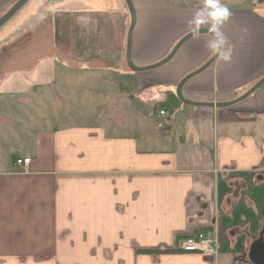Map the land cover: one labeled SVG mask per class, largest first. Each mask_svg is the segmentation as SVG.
I'll return each mask as SVG.
<instances>
[{
	"label": "crops",
	"instance_id": "obj_1",
	"mask_svg": "<svg viewBox=\"0 0 264 264\" xmlns=\"http://www.w3.org/2000/svg\"><path fill=\"white\" fill-rule=\"evenodd\" d=\"M121 3H60L57 20L46 12L29 29L44 59L7 63L8 46L0 52V81L6 64L29 63L36 84L30 95L8 98L0 83V135L8 131L21 145L0 168V264H252L250 245L264 238V83L224 108L181 102L178 83L214 56L210 36H193L163 65L132 72L125 61L130 17ZM131 3L138 68L165 59L203 6ZM222 3L231 12L221 28L231 61L217 57L190 78L181 90L187 101L229 102L264 77V0ZM70 9L121 19L117 27L105 21L86 29L70 22ZM39 64L49 65L43 87L34 79ZM24 158L28 165L15 164ZM201 232L215 240V254L141 252L179 249L177 236Z\"/></svg>",
	"mask_w": 264,
	"mask_h": 264
},
{
	"label": "rangeland",
	"instance_id": "obj_2",
	"mask_svg": "<svg viewBox=\"0 0 264 264\" xmlns=\"http://www.w3.org/2000/svg\"><path fill=\"white\" fill-rule=\"evenodd\" d=\"M18 1V0H17ZM16 0H0V17L2 15H4L16 2ZM86 0H50L49 2H47V0H29L11 19H9L5 24H3L0 27V52L2 51L3 46H8L7 51L6 52V62H10V60H14V59H18L21 60L19 58H25L23 59V62H26V58H30L32 56L36 57V56H41L42 59L46 58V50L43 46L38 47V49H36V46H33L34 48H32V44L31 42L34 41L33 39L37 38L35 36H37V33H30V27L34 24V22L36 20H38L41 16L43 17L44 14L46 12H48L53 20H57L58 17L55 15L57 12V9L55 6H57L60 3H66V5L68 6L69 4H79V5H84V2ZM88 1V0H87ZM122 1V5L123 7L125 6V8L128 11V8L125 4V2L123 0ZM92 3V2H91ZM97 4V2H96ZM45 5V6H44ZM46 5H51L49 7V10L46 11L45 7H47ZM97 6V5H96ZM99 6V5H98ZM8 8L7 11L5 13H1L3 8ZM55 10H52L51 8H54ZM70 7H73V5H71ZM68 6V8H70ZM82 8V7H81ZM54 11V12H53ZM51 12H53L51 14ZM77 12H79L80 15H77ZM81 12V13H80ZM66 13H68V16L70 17V22L72 24H77L80 26H86V29H89L87 26H94L96 23H104L105 21H112L111 24H113L114 26L117 27V21L119 19H121L120 15H109L106 14L105 12L103 13V11L99 12L97 10L92 11V10H88V9H84V10H77L74 11L73 10H68L66 11ZM86 13H89L88 15H85ZM129 14V11H128ZM49 16V15H48ZM54 16V17H53ZM65 17V16H64ZM63 17V18H64ZM130 17V14H129ZM61 18V17H60ZM59 18V19H60ZM79 19V20H78ZM116 19V21H115ZM107 23V22H106ZM115 23V24H114ZM88 24V25H87ZM119 24V21H118ZM119 26V25H118ZM116 29V28H115ZM80 30L81 27H80ZM31 34V35H30ZM93 34V32H91V35ZM41 37H43L41 40L44 42H46V37H45V33L41 34ZM40 38V37H39ZM16 42V47L14 46V43ZM79 47H82V42H76ZM35 44V43H34ZM14 46V47H13ZM77 51H79V49H77ZM44 55V56H43ZM43 56V57H42ZM11 60V61H12ZM41 60V59H39ZM22 64V66L24 67H20V65H15L14 64H9L7 66V68H10V71H4L2 70V72H6L7 73V79L4 81H0V83H2V93L4 95H8V98L14 96V95H30V93L33 92V90L35 89L33 85V80H29L30 76L32 75L31 71L29 70V63ZM3 67V66H2ZM1 67V69H2ZM37 69L34 70V76L36 78L41 77L42 81L38 82L39 86L43 87L45 80L44 78L48 77V69H49V65L48 64H39L37 67ZM29 78V79H28ZM36 82V81H35ZM34 82V83H35ZM14 94V95H11ZM13 98V97H12ZM1 113H4L2 111H0V115ZM9 116H11L12 118H18V116L10 111ZM24 114V112H23ZM78 113H74V115L76 116ZM88 119V117L86 118ZM0 121H2V119L0 118ZM19 123V122H17ZM5 126H1V128H4ZM11 131L14 129L11 128ZM5 134H1L0 135V168L4 167L6 162L7 163H11L12 160V154L13 151L12 149L18 148L19 145L18 143V138L15 140L14 137H12V135H10L8 131L4 132ZM20 141V140H19Z\"/></svg>",
	"mask_w": 264,
	"mask_h": 264
},
{
	"label": "water",
	"instance_id": "obj_3",
	"mask_svg": "<svg viewBox=\"0 0 264 264\" xmlns=\"http://www.w3.org/2000/svg\"><path fill=\"white\" fill-rule=\"evenodd\" d=\"M29 0H18L4 15L0 17V27L5 24L9 19H11ZM128 8L129 14H130V26L127 32V37H126V51H125V61L127 64V67L132 71V72H140V71H145L153 68H157L164 63L168 62L174 53L177 51V49L188 39L193 37L194 35L192 32L188 33L185 35L178 43L175 45L171 53L162 61L159 63H156L154 65L148 66V67H142L138 68L135 67L131 61V35H132V30L135 25V12L131 3V0H123ZM200 34H208L207 29H200ZM210 36V35H209ZM217 57L213 56L211 59H209L204 65H202L200 68L196 69L195 71L189 73L185 77L181 79V81L178 83L176 87V96L178 99L185 103L189 104L195 107H209V108H224L228 107L231 105H234L236 103H239L246 98H248L253 92H255L263 83H264V77L260 79L257 83H255L249 90H247L245 93L237 97L236 99H233L232 101L225 102V103H198V102H192V101H187L183 98L181 90L183 85L192 77L196 76L200 72L204 71ZM249 260L251 261L252 264H264V238L262 235L259 236L258 239L254 240L249 249V254H248Z\"/></svg>",
	"mask_w": 264,
	"mask_h": 264
},
{
	"label": "clouds",
	"instance_id": "obj_4",
	"mask_svg": "<svg viewBox=\"0 0 264 264\" xmlns=\"http://www.w3.org/2000/svg\"><path fill=\"white\" fill-rule=\"evenodd\" d=\"M231 12L222 0H203V6L195 13L189 26L194 36L200 35V29L207 26L210 39L206 48L209 53L225 63L232 58V46L221 31L222 26L229 21Z\"/></svg>",
	"mask_w": 264,
	"mask_h": 264
},
{
	"label": "built area",
	"instance_id": "obj_5",
	"mask_svg": "<svg viewBox=\"0 0 264 264\" xmlns=\"http://www.w3.org/2000/svg\"><path fill=\"white\" fill-rule=\"evenodd\" d=\"M159 115L162 117L166 116L165 111H159ZM30 163V159L24 158V159H17L15 161V164L17 166L20 165H28ZM215 242L207 233H198L195 237H190L187 239H183L179 244V249L184 252H201L203 254H215L216 250L212 246V244Z\"/></svg>",
	"mask_w": 264,
	"mask_h": 264
},
{
	"label": "trees",
	"instance_id": "obj_6",
	"mask_svg": "<svg viewBox=\"0 0 264 264\" xmlns=\"http://www.w3.org/2000/svg\"><path fill=\"white\" fill-rule=\"evenodd\" d=\"M190 238L189 236H177V240H183V239H187ZM144 254L147 255H159V254H173V253H179L181 252L180 249H171V250H144L141 251Z\"/></svg>",
	"mask_w": 264,
	"mask_h": 264
}]
</instances>
